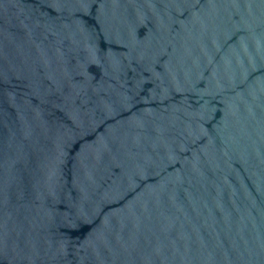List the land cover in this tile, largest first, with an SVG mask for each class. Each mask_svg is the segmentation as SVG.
<instances>
[{"label":"water","instance_id":"obj_1","mask_svg":"<svg viewBox=\"0 0 264 264\" xmlns=\"http://www.w3.org/2000/svg\"><path fill=\"white\" fill-rule=\"evenodd\" d=\"M0 264H264V0H0Z\"/></svg>","mask_w":264,"mask_h":264}]
</instances>
